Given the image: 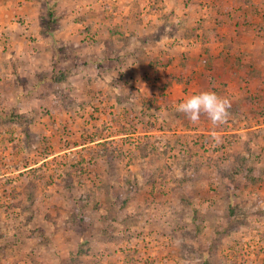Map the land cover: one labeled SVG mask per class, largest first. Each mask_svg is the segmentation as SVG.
<instances>
[{
  "label": "rangeland",
  "instance_id": "1",
  "mask_svg": "<svg viewBox=\"0 0 264 264\" xmlns=\"http://www.w3.org/2000/svg\"><path fill=\"white\" fill-rule=\"evenodd\" d=\"M216 1L0 0V264H264V0H230L257 3L243 91L181 54L178 5ZM205 90L218 126L176 110Z\"/></svg>",
  "mask_w": 264,
  "mask_h": 264
},
{
  "label": "crops",
  "instance_id": "2",
  "mask_svg": "<svg viewBox=\"0 0 264 264\" xmlns=\"http://www.w3.org/2000/svg\"><path fill=\"white\" fill-rule=\"evenodd\" d=\"M256 5L257 3H250L249 9H247L246 12V3H233V1L230 2V0H217L213 3H181L178 5L180 8V11H178L180 14L179 16L184 20V23H190L188 27H185L186 32L183 33L185 39L188 38L190 47H184L181 54L187 58L189 56L194 57L196 59V64H199L198 67L201 72L218 73L224 79H234L231 81H234V83L238 85V89L243 91L246 85V18L258 22L255 21L258 18V14L255 13L257 8ZM133 8H136L133 4L127 7L129 10L128 16L131 15L129 19H134L133 21H135V23H142L144 19L148 20V18L151 17L156 18V20L159 18L157 21L164 22L171 13H165L167 9H156L154 13H138L132 18ZM262 21L264 22V18H262ZM193 22L195 26L191 27V23ZM146 27L148 28L149 25ZM130 35H132L130 37L131 40L137 38L134 32L130 33ZM164 36L165 35L162 34L158 38L154 37L155 40H153L154 38L152 35L148 33V37L146 38L147 42H149L151 38L154 45L153 48H158L157 52L160 53L156 54L155 52V54L158 55L155 58L159 57L163 60L164 65L161 67L163 69L172 64L170 63L171 60L168 59L170 57L168 51L171 52V49L173 50L170 44H166L162 41ZM259 36L260 35H257V38H260ZM185 46H187L186 43ZM124 50L123 46L120 48L116 46L114 54L117 56V54L120 53V55L123 56ZM136 50H138V55L146 53V56L151 60H153L155 56L150 51L142 52V49L137 48V46H134L132 49L134 55H137ZM106 53L107 51L101 49L98 53L99 57H97V61L105 63V56L108 55ZM138 55L137 58L140 62ZM158 63L156 64L158 65ZM202 64H204V66ZM98 65L102 66V64ZM163 69H161V71ZM241 76L245 78L241 79Z\"/></svg>",
  "mask_w": 264,
  "mask_h": 264
},
{
  "label": "clouds",
  "instance_id": "3",
  "mask_svg": "<svg viewBox=\"0 0 264 264\" xmlns=\"http://www.w3.org/2000/svg\"><path fill=\"white\" fill-rule=\"evenodd\" d=\"M231 101L218 96L214 91L205 90L191 95L177 106V111L183 113L192 123L200 120L201 114H206L213 126L226 121L229 116Z\"/></svg>",
  "mask_w": 264,
  "mask_h": 264
},
{
  "label": "trees",
  "instance_id": "4",
  "mask_svg": "<svg viewBox=\"0 0 264 264\" xmlns=\"http://www.w3.org/2000/svg\"><path fill=\"white\" fill-rule=\"evenodd\" d=\"M105 58L107 59V58H109V55L108 56H105ZM159 62V63H158ZM154 63H158V65H161V66H163L164 65V63H163V60L162 59H157V61L155 60L154 61ZM165 65H167V64H165Z\"/></svg>",
  "mask_w": 264,
  "mask_h": 264
}]
</instances>
